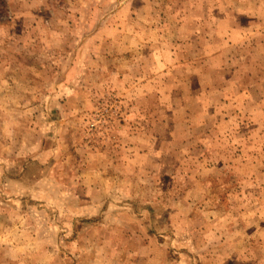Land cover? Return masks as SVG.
Wrapping results in <instances>:
<instances>
[{"label": "rangeland", "instance_id": "obj_1", "mask_svg": "<svg viewBox=\"0 0 264 264\" xmlns=\"http://www.w3.org/2000/svg\"><path fill=\"white\" fill-rule=\"evenodd\" d=\"M0 264H264V0H0Z\"/></svg>", "mask_w": 264, "mask_h": 264}]
</instances>
